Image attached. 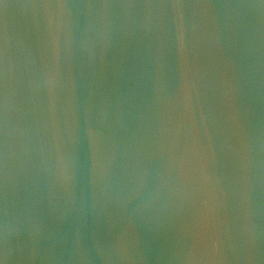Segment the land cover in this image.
I'll list each match as a JSON object with an SVG mask.
<instances>
[{"label":"water","instance_id":"95a60500","mask_svg":"<svg viewBox=\"0 0 264 264\" xmlns=\"http://www.w3.org/2000/svg\"><path fill=\"white\" fill-rule=\"evenodd\" d=\"M0 264H264V0H0Z\"/></svg>","mask_w":264,"mask_h":264}]
</instances>
